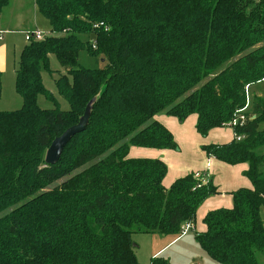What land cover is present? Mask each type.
I'll use <instances>...</instances> for the list:
<instances>
[{
    "label": "trees",
    "instance_id": "16d2710c",
    "mask_svg": "<svg viewBox=\"0 0 264 264\" xmlns=\"http://www.w3.org/2000/svg\"><path fill=\"white\" fill-rule=\"evenodd\" d=\"M8 2L0 0V13ZM35 5L52 34L22 47L14 70L22 105L0 111V213L9 209L0 216V264H141L134 233L177 236L218 191L210 178L203 183L193 172L165 188V163L128 158V150L178 149L157 114L180 122L196 114V131L204 137L245 107V87L264 79V0ZM83 49L103 57L105 67H81ZM50 54L63 69L54 85L67 110L42 82L41 71L51 72ZM38 96L53 108L40 107ZM87 105L85 129L55 164H46L51 141L78 123ZM246 113L255 118L233 129L239 141L202 146L227 164L247 163L244 175L252 185L231 192L232 207L208 211L205 231L195 235L220 264H264L262 100L255 97ZM150 264L171 263L155 256Z\"/></svg>",
    "mask_w": 264,
    "mask_h": 264
},
{
    "label": "crops",
    "instance_id": "0c3cea01",
    "mask_svg": "<svg viewBox=\"0 0 264 264\" xmlns=\"http://www.w3.org/2000/svg\"><path fill=\"white\" fill-rule=\"evenodd\" d=\"M33 2V8L35 9V0H33ZM4 8L2 9V11L4 10ZM1 13L0 18L2 16ZM17 25H20V23H16L15 26ZM1 30L2 29L0 27V31ZM6 31L7 30H4L3 34L6 33ZM0 41H3V36ZM7 50L8 43H6L5 41L0 45V71L2 68H5ZM154 118L172 134L173 139L178 145V149L180 150L132 146L128 150L127 157L131 159H158L164 162L167 167V173L162 180V184L165 188H168L176 179L184 177L185 175L192 172L194 173L196 171H201L202 173L206 174L207 178H210L212 184L217 188L218 193L205 198V200L198 206L195 214V219L193 221L195 227V235L202 233L205 231L203 218L208 211L217 208L232 207L231 192H234L240 188H252L249 179L244 175V172L248 169L247 163L230 165L216 159L215 157L207 156L202 150V146L204 145H222L229 143L234 139L233 129L228 126L213 128L207 133L206 136L203 137L199 133H197L195 128L197 121L196 114L189 115L182 122L178 121L176 117L167 114H157ZM183 154L188 156L187 161L189 165H197V168L192 172L188 171V164L177 161ZM170 169L171 173L174 172V174L168 175L170 174ZM147 235L150 236L149 238L151 244L155 242V244L153 245H158L150 250V257L152 258L155 256H163L168 260L170 258L164 256L167 247L170 245L173 246V244H178L179 239L183 237L162 234ZM195 235L190 239L191 243L187 252L188 255H190V258L188 259V262L186 261V264H211V258L201 250L199 244L195 240ZM137 248L138 245H136L135 248V255L137 257V260L139 261L137 256ZM195 260H197V262H195ZM213 262L217 263L216 261Z\"/></svg>",
    "mask_w": 264,
    "mask_h": 264
},
{
    "label": "rangeland",
    "instance_id": "374dc122",
    "mask_svg": "<svg viewBox=\"0 0 264 264\" xmlns=\"http://www.w3.org/2000/svg\"><path fill=\"white\" fill-rule=\"evenodd\" d=\"M33 0H9L8 5L4 8L1 13L0 18V27L1 31L7 30L6 33L2 34L3 41L8 43L7 50V58L5 62V68L2 70L1 75V92H0V111H13L17 110L22 105L21 97L16 93L14 88V70L17 67L18 58L22 47L27 44V41L24 38V32L35 31L38 30L44 34V36H50V25L48 20L38 11L35 7L33 8ZM20 23V25H16V23ZM80 39L83 41L93 40V35L88 34H80ZM106 60L101 56H92L87 50L83 49L79 51L78 54V64L86 69H98L103 68L106 65ZM49 68L51 72H47L46 70L41 71V78L44 87L53 93V95L57 98L60 103L61 110H67L68 105L65 100L60 98L57 94V90L54 85V80L57 78L59 73L63 72L57 58L55 55H49ZM212 75V74H211ZM247 87V90H246ZM245 87L246 98L249 99V108L252 107V102L255 97H259L264 104V80L255 83L250 86ZM38 105L44 109L53 108V104L46 100L44 96H38ZM178 147V145H177ZM179 148V147H178ZM180 150V149H178ZM258 151L263 152L264 146L259 148ZM181 153V152H178ZM188 156L182 155L178 162L188 163ZM197 168L196 164H191L188 167V171L192 172ZM174 172L170 174L172 175ZM167 177V176H166ZM62 180L56 181L52 183L50 186L46 187L44 190L50 189L53 186L59 184ZM9 211H3L0 213V216H3L5 213ZM261 218L264 223V206L261 208ZM195 235L194 231H189L186 236H183L179 239L178 244H173V246H168L164 256L169 257L168 260L170 263H178V264H186L190 255H188L189 245L191 243V238ZM150 236L147 234H139L134 233L132 235V240L135 245H138L137 248V256L141 264H150L151 257L149 255L150 250L153 247L158 245H153L150 242ZM136 242V243H135ZM167 259V258H166ZM212 263L214 260L211 259ZM197 262V260H195ZM211 263V264H212ZM190 264V263H188ZM217 264V263H215Z\"/></svg>",
    "mask_w": 264,
    "mask_h": 264
},
{
    "label": "built area",
    "instance_id": "2783aa9c",
    "mask_svg": "<svg viewBox=\"0 0 264 264\" xmlns=\"http://www.w3.org/2000/svg\"><path fill=\"white\" fill-rule=\"evenodd\" d=\"M3 32L0 31V40L2 39ZM44 34L38 30L35 31H29L24 32V38L27 42L30 41H39L44 38ZM264 80V79H263ZM247 90V87H246ZM249 107V99H246L245 107L242 109H239L234 114L233 118L226 124L228 127L234 129L235 127H240L247 121H250L255 118V115H252L251 113H246L247 108ZM234 132V130H233ZM242 138L241 135L234 132V139L239 141ZM194 177L196 179L201 180V182L205 183L207 181V177L205 174H203L201 171L194 172ZM200 185H197L199 187ZM189 231H195V227L192 221H186L180 226V230L178 233V237L186 235Z\"/></svg>",
    "mask_w": 264,
    "mask_h": 264
},
{
    "label": "water",
    "instance_id": "95a60500",
    "mask_svg": "<svg viewBox=\"0 0 264 264\" xmlns=\"http://www.w3.org/2000/svg\"><path fill=\"white\" fill-rule=\"evenodd\" d=\"M89 112L90 106L87 105L84 114L80 117L78 123L71 125L51 141L44 154V162L46 164H55L59 160L63 148L72 136L85 129L88 122Z\"/></svg>",
    "mask_w": 264,
    "mask_h": 264
}]
</instances>
